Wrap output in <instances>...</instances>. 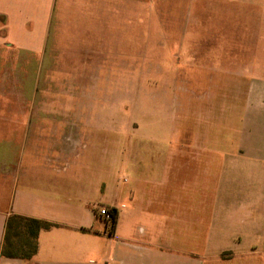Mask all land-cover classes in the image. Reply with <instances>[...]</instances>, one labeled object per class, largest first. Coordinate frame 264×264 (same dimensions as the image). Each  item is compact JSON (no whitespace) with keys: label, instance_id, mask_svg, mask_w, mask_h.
I'll return each instance as SVG.
<instances>
[{"label":"crops","instance_id":"obj_1","mask_svg":"<svg viewBox=\"0 0 264 264\" xmlns=\"http://www.w3.org/2000/svg\"><path fill=\"white\" fill-rule=\"evenodd\" d=\"M144 4L0 0V264H264L259 257L264 255L259 250L264 248L263 56L234 60L250 66L236 73L240 80L233 83L235 93L246 96L233 153L224 147L223 118L216 150H210L207 136V143L197 137L190 150L181 145L167 157L160 152L138 155L132 178L120 179L122 184L99 181L90 164L71 173L56 166L80 149L91 150L86 155L91 160L99 142L102 156L113 155L112 135L110 140L98 137L103 122L114 132L113 106L80 97L37 104L39 80L45 94H63L65 89L51 88L49 80L125 78L123 67L115 70L114 48L130 46V33L138 35L144 27ZM119 52L122 60L124 50ZM220 87L224 95L225 78ZM73 92L82 95L83 87L74 86ZM85 92L108 94L111 87L90 83ZM14 94L29 95L31 102L6 99ZM223 102L224 115L225 95ZM103 110L111 112L106 120ZM19 128L32 139L24 166L18 158ZM183 170L194 174L190 182H179ZM98 206L117 210L112 231L97 215ZM12 217L52 225L40 231L30 260L2 255ZM216 227L229 242L213 253L210 235ZM18 229L24 234L28 226L19 224Z\"/></svg>","mask_w":264,"mask_h":264},{"label":"rangeland","instance_id":"obj_2","mask_svg":"<svg viewBox=\"0 0 264 264\" xmlns=\"http://www.w3.org/2000/svg\"><path fill=\"white\" fill-rule=\"evenodd\" d=\"M144 6V27L138 35L130 33V46L114 48L115 70L117 66L123 67L125 78L49 80L51 88L60 85L65 89L63 94H56V90L45 94L42 79L39 80L34 98L37 104L58 98L69 103L80 97L82 101L107 102L113 106L114 132L111 134L105 122L98 132V137L103 139L107 136L110 140L112 135L113 155H101V142L91 160L86 158L91 150L68 153L64 162L56 164L66 167L68 173L90 164L97 168L99 181L122 184L120 179L132 178L130 169L135 166L138 155L147 157L160 152L167 157L181 145L185 146L184 150H190L191 141L197 137L207 143V136L210 150H216L223 118L226 120L225 150L227 153L237 150L242 123L240 113L246 96L235 93L233 83L240 80L236 73L246 70L250 64H237L234 60L256 55L264 57V0H145ZM121 49L124 50L122 60L118 58ZM260 65L258 63L257 67ZM224 78L223 115L224 95L220 85ZM30 81L24 79L27 85ZM90 83L111 87V93L86 94L85 88ZM74 86H82L83 94L74 95ZM6 99L14 103L31 102L29 95H8ZM101 113L102 120H106L107 114L111 115L110 111ZM180 136H183L182 141H178ZM17 138L19 164L24 166L32 139L25 128L18 129ZM212 167L216 172V166ZM193 175L180 171L179 182H190ZM213 180L211 178V184ZM101 186L99 183V190ZM210 237L213 253L229 242L219 235L217 227ZM259 250L264 251V248L259 247ZM259 257L262 259L264 255ZM209 264L216 263L211 260Z\"/></svg>","mask_w":264,"mask_h":264},{"label":"trees","instance_id":"obj_3","mask_svg":"<svg viewBox=\"0 0 264 264\" xmlns=\"http://www.w3.org/2000/svg\"><path fill=\"white\" fill-rule=\"evenodd\" d=\"M110 215L111 220L108 221V224L112 231L116 224L117 210L111 209ZM19 224L28 226L27 233L22 234L18 229ZM51 227L52 225L37 220L12 217L7 223L2 255L8 258L23 260L32 259L37 252V237L40 231L50 229Z\"/></svg>","mask_w":264,"mask_h":264},{"label":"built area","instance_id":"obj_4","mask_svg":"<svg viewBox=\"0 0 264 264\" xmlns=\"http://www.w3.org/2000/svg\"><path fill=\"white\" fill-rule=\"evenodd\" d=\"M110 211H111V208H109L107 206H98L97 207V215L104 218L107 222L111 220Z\"/></svg>","mask_w":264,"mask_h":264}]
</instances>
